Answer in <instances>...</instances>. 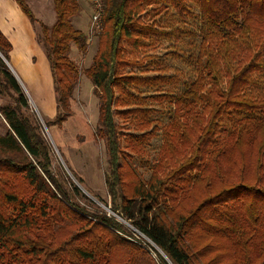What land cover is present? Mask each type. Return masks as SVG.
Returning a JSON list of instances; mask_svg holds the SVG:
<instances>
[{
    "label": "trees",
    "instance_id": "1",
    "mask_svg": "<svg viewBox=\"0 0 264 264\" xmlns=\"http://www.w3.org/2000/svg\"><path fill=\"white\" fill-rule=\"evenodd\" d=\"M15 1L46 52L57 108L51 124L61 127L72 115L82 73L72 47L86 55L92 43L73 23L81 0H53L50 27L27 0ZM170 8L198 20L201 43L194 46L197 57L189 58L195 79L167 95L175 108L155 162L141 159L146 179L133 155L154 136L150 111L121 110L142 101L132 89L173 79L126 70L149 59L133 57L145 47L146 32H154L145 18ZM101 24L83 74L99 102L96 136L108 155L112 210L151 241L160 264H264V0H103ZM11 50L0 31V96L11 100L0 105L9 126L0 135V264H155L121 222L73 202L79 189L72 184L70 193L53 174L52 147L5 62ZM238 56L245 62L226 72L222 62ZM133 113L140 114L135 128L146 133L122 132L116 118Z\"/></svg>",
    "mask_w": 264,
    "mask_h": 264
},
{
    "label": "rangeland",
    "instance_id": "2",
    "mask_svg": "<svg viewBox=\"0 0 264 264\" xmlns=\"http://www.w3.org/2000/svg\"><path fill=\"white\" fill-rule=\"evenodd\" d=\"M188 3H190L189 7L194 9L193 12L198 13L195 4ZM27 4L38 20L49 27L52 26L56 19L53 0H27ZM80 4L82 10L78 17L73 19V23L77 29L85 31L89 36V26L94 10L87 0H81ZM147 12V15L151 14V10H147ZM182 15L170 8V14H162L157 18L153 15L146 17L144 25L153 29L154 32H146L147 39L143 40L145 47L134 52L133 57L137 62L144 58L149 59L143 64L126 70L129 74L146 76L151 79L161 75L173 79L171 83L168 82L157 87L132 89L135 94L142 96V101L139 104L128 102L129 106L121 110L122 113L134 110L150 111L149 121L153 123V126L148 132H154V136L143 144H139V153L133 155L134 164L146 179L149 178L150 172L141 165V159L150 164L155 162L162 144V127L168 123L171 111L175 108L167 95L181 93L185 88L184 84L195 79V69L189 58L197 57L198 50L194 46L201 43L198 36L199 22L187 14ZM144 32L142 31V33ZM90 44L86 55L80 54L75 46L72 47L70 57L78 64L82 73L72 99V115L61 127L51 124L56 116V96L48 60L45 64L43 62L40 64L38 58L34 61L30 60V63L20 65L10 60L9 62L13 74L20 81L29 99L30 111L38 118L43 128V134L52 147L53 174L70 193H72L73 185L79 189V195L72 193L73 202L85 207L89 212H96L95 208H99L100 214L113 217L108 211L109 206L112 207L106 186V177L110 174L108 155L104 141L99 140L96 136L99 102L94 95L92 82L83 74V71L91 66L96 53V37ZM244 62L242 56L231 57L226 62L223 61L222 66L226 72L230 71L234 74ZM7 103H11L10 98L0 96V105ZM139 118V113H133L129 114L127 119L117 117L116 122L124 134L142 135L147 131H138L134 125ZM45 121L49 124V128ZM8 130L9 126L4 116L0 114V135H6ZM122 145L124 146L123 143ZM74 175L82 179L83 185ZM115 219L122 223L118 218ZM122 225L129 230L127 237L139 242L150 253L155 264H160L158 255L154 251L155 248L153 249L155 246L139 238L130 227L123 223Z\"/></svg>",
    "mask_w": 264,
    "mask_h": 264
},
{
    "label": "crops",
    "instance_id": "3",
    "mask_svg": "<svg viewBox=\"0 0 264 264\" xmlns=\"http://www.w3.org/2000/svg\"><path fill=\"white\" fill-rule=\"evenodd\" d=\"M0 31L12 46L10 61L20 65L30 63V60L34 61L37 58L40 64L41 62L45 64L46 60H48L44 48L38 43L35 26L15 0H0ZM7 62L10 66V62Z\"/></svg>",
    "mask_w": 264,
    "mask_h": 264
},
{
    "label": "built area",
    "instance_id": "4",
    "mask_svg": "<svg viewBox=\"0 0 264 264\" xmlns=\"http://www.w3.org/2000/svg\"><path fill=\"white\" fill-rule=\"evenodd\" d=\"M87 1H89L91 3L93 10H94L92 21H91V24L89 26V41L92 42V40L97 35H99V33L102 31L101 15H102V11H103V0H87ZM108 211H109V213H111V215L113 217L118 218L127 227H130L131 230H133L139 238H142L143 240L152 244L151 241L146 236H144L141 232H139L137 229H135L127 220L123 219L118 213L114 212L112 210L111 206H109Z\"/></svg>",
    "mask_w": 264,
    "mask_h": 264
},
{
    "label": "water",
    "instance_id": "5",
    "mask_svg": "<svg viewBox=\"0 0 264 264\" xmlns=\"http://www.w3.org/2000/svg\"><path fill=\"white\" fill-rule=\"evenodd\" d=\"M6 63H7V66L9 67V69H10V66H9V64H8V62L7 61H5ZM11 70V69H10ZM16 77V76H15ZM18 80V79H17ZM20 83V82H19ZM21 84V83H20ZM22 86V85H21ZM24 89V88H23ZM25 91V90H24ZM26 94V93H25ZM27 96V95H26ZM28 98V97H27ZM159 251H160V253H161V255L163 256V257H165V259L169 262V260L167 259V257L164 255V253L160 250V249H158ZM170 263V262H169ZM171 264V263H170Z\"/></svg>",
    "mask_w": 264,
    "mask_h": 264
}]
</instances>
